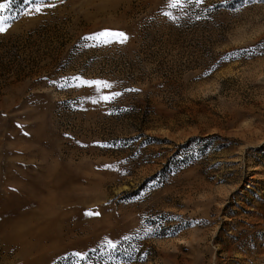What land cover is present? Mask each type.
<instances>
[{"label": "rangeland", "instance_id": "374dc122", "mask_svg": "<svg viewBox=\"0 0 264 264\" xmlns=\"http://www.w3.org/2000/svg\"><path fill=\"white\" fill-rule=\"evenodd\" d=\"M36 2L0 0V264H264V0Z\"/></svg>", "mask_w": 264, "mask_h": 264}, {"label": "snow or ice", "instance_id": "6c2138e0", "mask_svg": "<svg viewBox=\"0 0 264 264\" xmlns=\"http://www.w3.org/2000/svg\"><path fill=\"white\" fill-rule=\"evenodd\" d=\"M10 2V0H9ZM169 2V6L170 7H177L178 4L181 2V0H168ZM198 3H202L203 0H197ZM54 5L52 4H46L44 3V0H38V2L35 3V7H34V11L36 13H40L43 11V9L45 7H52ZM8 4L7 3H0V11H2L3 9L7 8ZM165 15H170L169 13H165ZM6 29L3 27H0V32L5 31ZM128 35L122 31H118V30H112V29H104L100 32L97 33H93L89 36L84 37L83 39L85 41H90L91 46L93 47H100V46H108L111 45L113 43H119V44H123L126 43L128 40ZM90 83L92 85H96L97 87H103V88H111L112 85L107 82V81H92V82H87ZM128 91H136L135 89H130ZM120 95V93H113L112 96H118ZM104 99H109V97H104ZM15 191V189H13ZM86 215H98V213H93L92 211H88L85 213ZM112 247H114V245H110ZM79 255V254H77Z\"/></svg>", "mask_w": 264, "mask_h": 264}]
</instances>
